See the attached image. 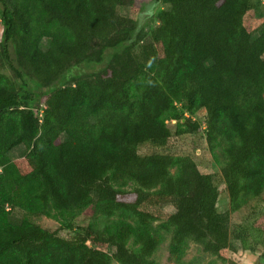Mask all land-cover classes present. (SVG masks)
Listing matches in <instances>:
<instances>
[{"label": "trees", "instance_id": "obj_1", "mask_svg": "<svg viewBox=\"0 0 264 264\" xmlns=\"http://www.w3.org/2000/svg\"><path fill=\"white\" fill-rule=\"evenodd\" d=\"M142 1L0 0V264H159L167 236L173 262L190 242L223 260L246 244L231 213L264 193V17L254 28L252 0H150L169 8L140 42L118 5ZM201 130L224 211L190 156L139 152ZM89 208L101 225L69 238L11 220Z\"/></svg>", "mask_w": 264, "mask_h": 264}, {"label": "rangeland", "instance_id": "obj_2", "mask_svg": "<svg viewBox=\"0 0 264 264\" xmlns=\"http://www.w3.org/2000/svg\"><path fill=\"white\" fill-rule=\"evenodd\" d=\"M255 6V22L254 28L259 27L264 17V0H252ZM169 6L164 3H156L152 1L133 2L132 4L118 5L120 14L132 19L136 25L137 38L140 42L147 40L150 37L152 30L157 25V13L160 9H168ZM47 40H43V48L46 47ZM139 51V46L135 47ZM98 65H80L73 69L74 74L87 73L97 69ZM193 118L203 121L205 119V110L201 109L195 113ZM168 126L174 131L175 121H167ZM168 152L178 156L188 155L197 164L199 170L203 173H210L214 175V179L220 190L217 206L219 210H226L228 206V199L225 191V184L222 179L220 166L215 162L212 154L207 148L204 132L198 131L193 134H184L173 136L164 147H153L150 144L142 145L139 152L142 154L150 152ZM24 154V146L15 147L9 152L10 157L19 158ZM166 210L171 211L172 207L167 205ZM23 218H27L43 228L56 231L63 237H71L73 229L80 226H86L90 222L103 221L101 216H95L93 209L89 208L83 212L76 213L74 216L60 215L58 213L53 216H42L35 214H28L21 210H15L11 214V220L18 222ZM98 218V219H97ZM231 222L234 224H242L247 228L248 237L246 244L240 241H232V247L227 253V257L219 259L214 255L205 253L201 248L190 242L179 262H173L168 259V241L160 246L159 250L153 255L154 259L159 264H255L260 259L264 252V193L261 197L252 199L241 207L239 210L231 213ZM72 227H68V225ZM261 260V259H260Z\"/></svg>", "mask_w": 264, "mask_h": 264}, {"label": "flooded vegetation", "instance_id": "obj_3", "mask_svg": "<svg viewBox=\"0 0 264 264\" xmlns=\"http://www.w3.org/2000/svg\"><path fill=\"white\" fill-rule=\"evenodd\" d=\"M261 259V258H260ZM260 259H258L256 262H255V264H261L259 261H260ZM262 261H263V259H261Z\"/></svg>", "mask_w": 264, "mask_h": 264}, {"label": "water", "instance_id": "obj_4", "mask_svg": "<svg viewBox=\"0 0 264 264\" xmlns=\"http://www.w3.org/2000/svg\"><path fill=\"white\" fill-rule=\"evenodd\" d=\"M259 262H260L261 264H264V260H263V261H262V260H260Z\"/></svg>", "mask_w": 264, "mask_h": 264}]
</instances>
